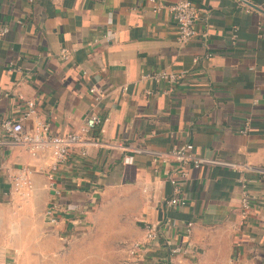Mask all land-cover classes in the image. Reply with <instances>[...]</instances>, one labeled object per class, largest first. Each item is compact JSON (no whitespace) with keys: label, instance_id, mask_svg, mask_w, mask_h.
<instances>
[{"label":"crops","instance_id":"crops-1","mask_svg":"<svg viewBox=\"0 0 264 264\" xmlns=\"http://www.w3.org/2000/svg\"><path fill=\"white\" fill-rule=\"evenodd\" d=\"M175 1L154 12L147 0H0V28H8L0 39V264H67L66 245L100 210L106 221L133 220L132 241L171 219L134 264H193L214 229L231 236L230 264H264V0H192L198 34L187 44L178 41ZM157 71L184 77H148ZM31 100L27 133L38 121L62 135L100 118L55 173L66 208L56 225L46 214L52 150L32 154L2 129ZM188 142L202 163L184 180L187 205L171 210L167 171L179 166L174 148ZM24 170L31 188L16 190ZM242 178L251 180L246 217ZM175 245L188 249L171 256Z\"/></svg>","mask_w":264,"mask_h":264},{"label":"built area","instance_id":"built-area-1","mask_svg":"<svg viewBox=\"0 0 264 264\" xmlns=\"http://www.w3.org/2000/svg\"><path fill=\"white\" fill-rule=\"evenodd\" d=\"M152 7L154 12L160 11L164 4L162 0H147ZM170 10L174 15V19L177 23L178 29V41L182 44L190 42L198 33L196 30V22L198 18V10L196 4L192 0H177L169 5ZM236 31V29H235ZM8 32V28H0V39ZM238 35L236 32L232 35V42L236 43ZM149 78L154 79L157 82L166 81L168 83L178 82L184 77L183 73L168 72V71H157ZM95 89H92L94 92ZM36 114V102L29 101L28 108L18 120L7 119L2 124L3 132L6 136L12 138L15 142L26 144L32 154H37L40 150L50 148L53 153L54 161L49 173L50 187L55 191V199L52 200L48 209L47 217L51 224H58L60 222L59 215L65 211V205L62 202L63 192L57 189L55 173L58 170L60 164L66 162L72 150L78 146H83L87 141V136L91 134L97 126L100 124V118L96 114H92L81 126L78 131L70 132L62 135L51 134L50 124L45 121H38L33 133H27L24 127V120L30 116ZM246 129L243 131L245 132ZM104 132V129H102ZM97 144V143H96ZM194 145L191 142L186 143L184 146L176 147L173 150V154L179 162V166L172 168L167 171L168 180L173 186V194L170 198L165 200V207L168 209L182 208L187 205V200L183 193L184 180L189 175V168H199L202 159L196 157L193 153ZM81 154L83 156L88 155L86 149H82ZM132 157L126 158V162H132ZM242 214L246 217L252 210V197L249 189L251 180L242 178ZM13 184L16 190L21 188H31V180L27 170L18 176H14ZM171 223V219H166L160 224H147L144 228L143 238L135 240L130 246V255L132 257H139L144 255L152 247V243L157 241L161 236L163 227ZM193 222H188L184 230V237L189 240L193 233ZM170 245V244H169ZM169 247V248H168ZM166 246L168 253L171 256L186 253L188 247L186 246Z\"/></svg>","mask_w":264,"mask_h":264},{"label":"rangeland","instance_id":"rangeland-1","mask_svg":"<svg viewBox=\"0 0 264 264\" xmlns=\"http://www.w3.org/2000/svg\"><path fill=\"white\" fill-rule=\"evenodd\" d=\"M117 197L120 195L111 200H117ZM106 214L98 211L94 224L89 226L86 221L88 227L79 238L66 245L65 251H69L67 264H134L129 251L132 239L137 237L133 220H125L121 225L114 218L106 221ZM231 246V236L214 229L204 237L193 264H230Z\"/></svg>","mask_w":264,"mask_h":264},{"label":"water","instance_id":"water-1","mask_svg":"<svg viewBox=\"0 0 264 264\" xmlns=\"http://www.w3.org/2000/svg\"><path fill=\"white\" fill-rule=\"evenodd\" d=\"M252 6H253V4H252ZM253 7H256V6H253ZM264 12V11H263Z\"/></svg>","mask_w":264,"mask_h":264}]
</instances>
